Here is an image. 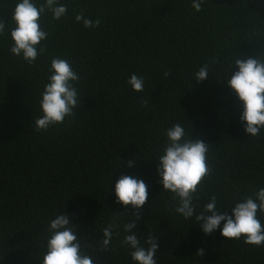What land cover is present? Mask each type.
Returning <instances> with one entry per match:
<instances>
[{"label": "trees", "instance_id": "obj_1", "mask_svg": "<svg viewBox=\"0 0 264 264\" xmlns=\"http://www.w3.org/2000/svg\"><path fill=\"white\" fill-rule=\"evenodd\" d=\"M18 2L0 0L9 29L0 35V264H43L48 226L63 213L94 264H137L123 243L136 210L115 203L121 175L148 185L133 231L141 244L158 238L157 264H264V246L223 237V221L208 235L195 216L176 213L178 199L157 172L166 130L179 123L209 147L196 214L215 196L218 211L231 215L236 202L264 188V129L244 131L242 102L227 83L238 71L234 58H264V0H204L199 12L192 0H59L68 13L41 17L47 47L32 65L10 52ZM81 10L99 27L77 23ZM54 57L80 76L81 102L74 117L36 131ZM204 64L209 77L198 82ZM132 74L144 78L142 92L127 83ZM109 224L116 227L105 250Z\"/></svg>", "mask_w": 264, "mask_h": 264}, {"label": "clouds", "instance_id": "obj_2", "mask_svg": "<svg viewBox=\"0 0 264 264\" xmlns=\"http://www.w3.org/2000/svg\"><path fill=\"white\" fill-rule=\"evenodd\" d=\"M204 0H192V7L201 11ZM51 13V20L56 21L68 13L66 5L59 0H44L37 6L34 0H20L12 12L11 21L15 28L10 31L12 46L10 52L21 57L27 64L32 65L38 56L46 51L49 33L41 27V17ZM75 21L82 23L86 28L99 27V18L92 20L85 16L81 10L75 15ZM9 31L7 24L0 19V35ZM238 68L227 81L228 86L235 93L238 101L242 102L243 112L240 116L244 123V131L251 136H257L264 129V58H234ZM169 73L165 72V76ZM200 82L209 77V65L204 64L194 74ZM80 76L73 69L70 62L60 57H54L50 63V75L41 93L40 109L42 115L35 120L36 131H47L50 127L63 124L66 117H74V109L81 102L76 83ZM127 83L136 92L144 90V78L132 74ZM147 106V101H142ZM167 144L163 155L158 159L157 169L159 183L163 190L174 194L178 199L175 207L176 213L185 219L195 216L194 220L201 222V229L205 234L212 235L220 228L221 235L228 239H241L245 244L264 246V225L258 218V213L264 215V188H260L252 195L245 196L236 202L231 209V215L218 211L217 198L213 196L206 203L203 210L196 214L194 200L199 186L210 174L211 169L207 163L208 145L202 140L192 141L187 137L185 129L179 124L166 130ZM128 167L135 163L129 160ZM115 203L131 206L136 212L135 219L124 225L128 233L123 243L129 246L131 259L137 264H157L155 259L158 251V238L149 235L144 244H141L137 233L133 231L136 222L142 219L140 209L148 202V185L143 179L131 175H121L115 183ZM73 224L63 213L50 221L47 231L46 253L43 264H94L93 259L82 250ZM114 224H109L103 231L102 245L107 250L112 240ZM146 245V246H145ZM204 255L203 249L196 253Z\"/></svg>", "mask_w": 264, "mask_h": 264}]
</instances>
